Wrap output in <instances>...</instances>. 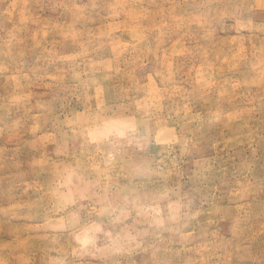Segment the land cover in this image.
<instances>
[{"label": "rangeland", "instance_id": "obj_1", "mask_svg": "<svg viewBox=\"0 0 264 264\" xmlns=\"http://www.w3.org/2000/svg\"><path fill=\"white\" fill-rule=\"evenodd\" d=\"M0 264H264V0H0Z\"/></svg>", "mask_w": 264, "mask_h": 264}]
</instances>
